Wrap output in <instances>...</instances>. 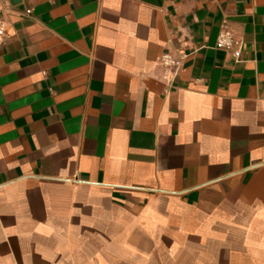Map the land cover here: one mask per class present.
I'll list each match as a JSON object with an SVG mask.
<instances>
[{
    "label": "crops",
    "instance_id": "1",
    "mask_svg": "<svg viewBox=\"0 0 264 264\" xmlns=\"http://www.w3.org/2000/svg\"><path fill=\"white\" fill-rule=\"evenodd\" d=\"M0 25V264H264V0H0Z\"/></svg>",
    "mask_w": 264,
    "mask_h": 264
},
{
    "label": "built area",
    "instance_id": "2",
    "mask_svg": "<svg viewBox=\"0 0 264 264\" xmlns=\"http://www.w3.org/2000/svg\"><path fill=\"white\" fill-rule=\"evenodd\" d=\"M3 31H4L3 26L0 25V34H2ZM233 43H234V38L230 30L226 29L220 34L219 43H218L219 47L228 49L231 48ZM161 62L165 68H167L168 70H170L172 74H174V76H177L183 64L182 59L176 58L172 54H165L161 58Z\"/></svg>",
    "mask_w": 264,
    "mask_h": 264
}]
</instances>
